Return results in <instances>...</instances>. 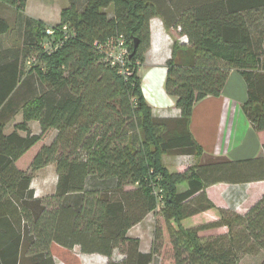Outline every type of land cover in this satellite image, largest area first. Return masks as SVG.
<instances>
[{
    "label": "trees",
    "instance_id": "1",
    "mask_svg": "<svg viewBox=\"0 0 264 264\" xmlns=\"http://www.w3.org/2000/svg\"><path fill=\"white\" fill-rule=\"evenodd\" d=\"M0 1L21 13L28 2ZM166 1L173 14L167 29L177 28L188 39L175 43L167 61L164 89L175 98L174 116L155 114L138 74L151 46L150 21L165 19L159 1L73 0L50 25L58 37L68 25L70 38L51 53L42 47L48 26L26 18L22 51L30 75H20L17 89L14 78L12 90L0 97V264H57L58 258L83 264L75 247L106 256V264H152L162 248L157 244L162 231L155 229L148 252L128 235L152 212L161 215L169 233L173 264H240L243 255L264 252V194L239 213L217 207L206 193L216 183L264 180V143L260 157L235 161L205 153L190 130L195 104L221 95L231 72L239 70L248 89L244 111L252 127L264 131V0ZM7 30L0 20V32ZM119 35L130 52L129 76L95 46ZM27 83H33L29 95ZM13 102L23 122L7 134L5 109ZM30 121L39 122L40 133L30 131ZM54 134L49 143L46 138ZM33 149L25 169L24 158ZM164 155L199 160L172 172ZM51 163L58 175L55 192L35 197L33 173ZM181 184L187 188L180 191ZM154 185L163 189V204L152 193ZM211 209L217 220L184 223ZM222 227L228 230L224 234L200 235Z\"/></svg>",
    "mask_w": 264,
    "mask_h": 264
},
{
    "label": "crops",
    "instance_id": "2",
    "mask_svg": "<svg viewBox=\"0 0 264 264\" xmlns=\"http://www.w3.org/2000/svg\"><path fill=\"white\" fill-rule=\"evenodd\" d=\"M27 6L25 11L21 13L16 8L0 1V20L8 24V30L0 32V97L12 90L14 78L17 80V89L20 86V75H22V78L30 75V67L22 51L25 46L24 24L28 17L43 19L30 15ZM59 21L60 18L56 21V24ZM15 26L17 29H15ZM171 46L169 33L163 27L152 25L151 46L145 54V58L147 57L144 63L145 71L140 74V77L147 103L152 107L155 114L160 116H174L179 113L175 107V98L169 96L164 89L167 61L171 58ZM24 90L29 95L31 90L33 91V83H31V87L30 83H27ZM18 95L16 94L14 97L19 99V103L21 97ZM9 96L12 97V94H9ZM247 100L248 89L245 78L239 70H233L221 95L208 96L195 104L190 120V130L205 153L214 156H225L235 161L257 158L262 155L264 131L257 132L252 127L244 111V104ZM18 103L13 102L6 106L4 132L7 134L15 131L16 125L23 122V113L20 106L17 107ZM16 116L18 120L14 122ZM32 123H36L38 127L32 133H40L39 122L30 121L28 125ZM18 132L21 135L27 134V132L22 133L20 130ZM54 136L55 134L51 137V140ZM191 163L188 162L184 164L183 168L172 172L183 171ZM51 164H53V169L57 174L55 164ZM186 188L187 186L184 189ZM206 193L217 207L230 208L239 203L241 207L246 205L245 208H248L264 194V180L235 184L216 183L208 186ZM218 218L217 210L211 209L185 220L184 223L191 226L217 220ZM130 230L128 232L129 236Z\"/></svg>",
    "mask_w": 264,
    "mask_h": 264
},
{
    "label": "rangeland",
    "instance_id": "3",
    "mask_svg": "<svg viewBox=\"0 0 264 264\" xmlns=\"http://www.w3.org/2000/svg\"><path fill=\"white\" fill-rule=\"evenodd\" d=\"M73 0H29L27 11L30 15L36 18H42L46 26L55 25L56 21L60 18V12L63 8L69 7L72 4ZM81 1V0H80ZM159 1L161 7L163 8L162 11L165 14L164 17H155L150 21V25L160 26L163 27L168 33L171 38V55L173 46L175 43H184L183 37L179 34V29L177 28H170L167 29L166 26V19L169 21L170 24L173 22V14L170 12L171 10V3L167 2L166 0H156ZM173 3V2H172ZM15 29L16 26H15ZM147 58V57H146ZM144 57V61L138 63V74L140 75L142 72L145 71L144 63L146 61ZM35 64H38L36 61ZM42 67H44L43 63H40ZM157 80V79H156ZM40 82L37 81V92L40 91L42 86L39 84ZM18 120L17 116L13 120ZM13 123V122H12ZM20 124V123H18ZM30 131L37 130V124L32 123L28 125ZM9 129V127H8ZM22 133H26L25 130H20ZM46 140L49 143L52 141L51 138L47 137ZM35 155V149L31 150L27 153L24 158V161L28 162L31 161ZM199 158L196 156H184V155H170V156H163L162 162L164 166L169 171L179 170L183 168L188 162H192L190 166L196 164ZM22 164V161L19 163ZM18 164V165H19ZM30 162L23 165V168L27 169L29 167ZM58 175L53 169V164H49L44 168H41L38 171L33 173V181H32V188L35 190V197L44 198L48 195H51L55 192L56 183H57ZM186 187V184L179 185V190H183ZM254 205V204H253ZM252 206V205H251ZM250 206V207H251ZM245 206L240 207L237 212L245 213L248 211V208ZM158 228L162 231L160 238L157 239V244L162 246L158 255L155 256L154 261L152 264H173L172 260V250L170 245V237L169 233L166 229V226L161 218V215L158 213H150L146 216V218L142 221L141 224L132 228L130 230V237L138 238L140 240V248L143 252H148L151 250L153 242L155 240V229ZM228 230L226 228H215V229H208L205 231H201L200 235L202 237L208 238L212 236H217L220 234L226 233ZM74 253L80 256L81 261L83 264H106L108 262V258L106 256L100 254H85L80 251L79 247L74 248ZM264 260V252L258 255H243L240 260V264H260ZM57 264H66L61 259H56Z\"/></svg>",
    "mask_w": 264,
    "mask_h": 264
},
{
    "label": "built area",
    "instance_id": "4",
    "mask_svg": "<svg viewBox=\"0 0 264 264\" xmlns=\"http://www.w3.org/2000/svg\"><path fill=\"white\" fill-rule=\"evenodd\" d=\"M46 38L42 44L45 52H53L65 41L70 38L69 27L64 25L61 29L62 36H57V29L54 26H48L46 28ZM184 43L188 42L187 37H183ZM96 48L104 54L105 60L109 61L111 65L116 66L119 72L125 76L132 74L130 63H129V48L126 44L125 37L119 35L105 43L96 42ZM152 193L158 198L159 203L163 204V189L154 185ZM241 206L239 203L235 204L234 208L239 209Z\"/></svg>",
    "mask_w": 264,
    "mask_h": 264
},
{
    "label": "water",
    "instance_id": "5",
    "mask_svg": "<svg viewBox=\"0 0 264 264\" xmlns=\"http://www.w3.org/2000/svg\"><path fill=\"white\" fill-rule=\"evenodd\" d=\"M137 44H138V39H136V44H135V46H137Z\"/></svg>",
    "mask_w": 264,
    "mask_h": 264
}]
</instances>
